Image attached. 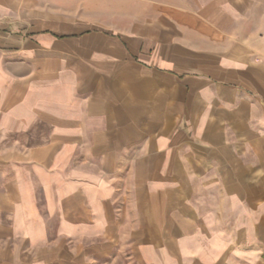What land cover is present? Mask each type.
Instances as JSON below:
<instances>
[{
  "label": "crops",
  "instance_id": "crops-1",
  "mask_svg": "<svg viewBox=\"0 0 264 264\" xmlns=\"http://www.w3.org/2000/svg\"><path fill=\"white\" fill-rule=\"evenodd\" d=\"M263 249L264 0H0V264Z\"/></svg>",
  "mask_w": 264,
  "mask_h": 264
},
{
  "label": "built area",
  "instance_id": "built-area-1",
  "mask_svg": "<svg viewBox=\"0 0 264 264\" xmlns=\"http://www.w3.org/2000/svg\"><path fill=\"white\" fill-rule=\"evenodd\" d=\"M262 258H263V260H264V249H263V251H262Z\"/></svg>",
  "mask_w": 264,
  "mask_h": 264
},
{
  "label": "rangeland",
  "instance_id": "rangeland-1",
  "mask_svg": "<svg viewBox=\"0 0 264 264\" xmlns=\"http://www.w3.org/2000/svg\"><path fill=\"white\" fill-rule=\"evenodd\" d=\"M107 5V4H106Z\"/></svg>",
  "mask_w": 264,
  "mask_h": 264
}]
</instances>
